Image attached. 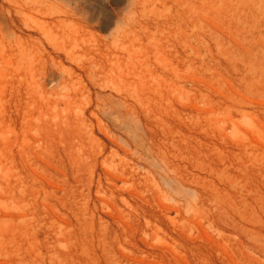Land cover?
<instances>
[{"label":"rangeland","instance_id":"rangeland-1","mask_svg":"<svg viewBox=\"0 0 264 264\" xmlns=\"http://www.w3.org/2000/svg\"><path fill=\"white\" fill-rule=\"evenodd\" d=\"M263 252L264 0H0V264Z\"/></svg>","mask_w":264,"mask_h":264},{"label":"bare ground","instance_id":"bare-ground-1","mask_svg":"<svg viewBox=\"0 0 264 264\" xmlns=\"http://www.w3.org/2000/svg\"><path fill=\"white\" fill-rule=\"evenodd\" d=\"M118 90H119V89H118ZM101 98H102V97H101ZM107 98H108V97H107ZM115 100H116V98H115ZM116 101H117V100H116ZM105 104H107V102H106ZM120 104H121V102H120ZM121 105H123V103H122ZM104 106H105V105H104ZM123 106H124V105H123ZM133 107H134V106H133ZM104 109H105V108H104ZM110 109H111V108H110ZM110 109H109V110H110ZM109 110H108V111H109ZM114 110H115V109H114ZM114 110H112V112H113ZM127 111H128V110H127ZM131 111H132V110H131ZM112 112H109V113H112ZM116 112H117V111H116ZM96 113H97V112H96ZM117 113H118V112H117ZM117 113H116V114H117ZM103 114H104V112H103ZM105 114H108V113L105 112ZM105 114H104V115H105ZM114 114H115V113H114ZM116 114H115V115H116ZM117 115H118V114H117ZM120 115H121V113H120ZM135 115H136V114H135ZM122 116H123V114H122ZM116 117H117V116H116ZM118 117H119V115H118ZM128 117H129V116H128ZM132 117H133V116H132ZM119 118H120V117H119ZM121 118H122V117H121ZM121 118H120V119H121ZM138 118H139V117H138ZM113 119L115 120L114 117H113ZM116 119H117V118H116ZM126 119H127V118H126ZM124 121H125V120H124ZM127 121H128V120H127ZM127 121H126V122H127ZM132 121H133V120H132ZM114 122H115V121H114ZM126 122H125V123H126ZM128 122H129V121H128ZM128 122H127V123H128ZM134 122H135V121H134ZM137 122H138V121H137ZM139 122H140V120H139ZM140 123H141V122H140ZM118 124H120V123H118ZM128 124H129V123H128ZM123 125H124V124H123ZM118 126H119V125H118ZM125 126L127 127L128 125H125ZM132 126H133V125H132ZM135 126H136V124H135ZM116 127H117V126H116ZM126 127H125V128H126ZM118 128H120V126H119ZM127 128H128V127H127ZM136 128H137V127H136ZM141 128H142V127H141ZM121 130H122V129H121ZM131 130H133V129H131ZM137 130H138V129H137ZM143 130H144V129H143ZM170 130H171V129H170ZM126 131H127V130H126ZM127 132H128V131H127ZM129 132H130V130H129ZM129 132H128V134L131 133V132H130V133H129ZM175 133H176V132H175ZM131 134H132V133H131ZM137 135H138L137 133H134V135H132V137H133V139H132L133 141H132V142H133V144L136 146L137 151H138L140 154L144 155L143 158L145 157V155L148 156L149 154H150V157H149V158H151V157L153 158L152 152H153V149H154V148H152L151 146L149 147V145H146V143L144 142V141L146 140V139H145L146 136H144V139H145V140H143V139H142V136H143V135L141 136V135L139 134V135H140V136L138 135L139 137H138ZM129 136H131V135H129ZM147 137H149V136H147ZM152 137H153V136H152ZM129 138H131V137H129ZM149 138H150V137H149ZM149 138H148V139H149ZM150 140H151V139H150ZM126 141H127V139H126ZM142 141H143V142H142ZM172 141H173V140H172ZM127 142H128V141H127ZM151 142H152V141H151ZM153 142H154V141H153ZM147 144H148V142H147ZM151 144H152V143H151ZM178 144H179V143H178ZM128 146H129V145H128ZM151 148H152V152H151ZM158 149H160V148H158ZM138 152H136V153H138ZM158 152H159V151H158ZM155 153H156V151H155ZM161 153H163V152H161ZM161 153H160V154H161ZM157 154H158V153H157ZM163 154H164V153H163ZM151 155H152V156H151ZM155 155H156V154H155ZM158 156H159V155H158ZM161 156H163V155H161ZM161 156H159V157H161ZM165 156H166V155H165ZM155 158H156V157H155ZM153 159H154V158H153ZM156 159H157V158H156ZM156 159H155V160H156ZM143 160H144V159H143ZM155 160H154V161H155ZM157 162H158V161H157ZM166 162H167V161H166ZM149 163H150V162H149ZM152 164H153V163H152ZM160 164H161V163H160ZM160 164H159V165H160ZM163 166H164V165H163ZM157 167H158V166H157ZM166 168H167V167H166ZM165 170H166V169H165ZM166 171H167V170H166ZM163 172H164V171H163ZM171 172H172V171H171ZM171 175H172V174H171ZM176 176H178V175H176ZM168 177H169V176H168ZM169 178H170V177H169ZM172 179L174 180V181H172V182H175V181H176V180H175L176 177L174 178V176H173ZM178 179H179V178H177V180H178ZM180 179H181V178H180ZM170 180H171V179H170ZM179 182H180V180H178V181L175 182L176 185H177V183L180 184V185H177V186H179L178 188H180V186L183 184V183H179ZM176 185H175V187H176ZM184 186H185V185H183V186H181V187L184 188ZM171 187H172V186H171ZM185 188H186V187H185ZM185 188H184V189H185ZM176 189H177V188H176ZM182 192H183V191H182ZM176 194H177V193H176ZM180 194H182V193H180ZM178 195H179V194H178ZM187 200H188V199H187ZM245 246H246V245H245ZM245 246H243V247H245ZM246 249H247V248H246ZM248 249H249V251H251V250L253 251V249L250 250V247H248ZM244 250H245V248H244ZM244 250L241 249V251H244ZM246 251H247V250H246ZM241 253H242V252H241ZM253 253H254V255H257L258 258H259L258 253L255 254L254 251H253ZM253 253H252V254H253ZM263 253H264V252H263ZM234 254H235V253H234ZM252 254H251V255H252ZM235 255H236V254H235ZM252 256H253V255H252ZM254 258H255V257H254ZM254 258L252 257V259H254ZM258 258H257V259H258ZM260 258H261V257H260ZM262 258H263V257H262ZM262 258H261V260H264V259H262ZM233 259H234V258H233ZM240 259H241V258H240ZM249 259H250V256H249ZM257 259H255V260H257ZM243 260H244V259H243ZM258 260H260V259H258ZM261 260H260V261H261ZM235 261H236V260H235ZM240 261H241V260H240ZM251 261L254 262L253 260H251ZM230 263H231V262H230ZM236 263H237V262H236ZM258 263H259V261H258ZM262 263H264V261H263ZM262 263H261V264H262ZM248 264H249V263H248Z\"/></svg>","mask_w":264,"mask_h":264}]
</instances>
